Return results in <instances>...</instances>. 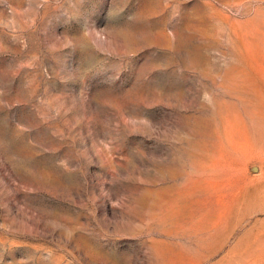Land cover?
<instances>
[{"label": "rangeland", "instance_id": "obj_1", "mask_svg": "<svg viewBox=\"0 0 264 264\" xmlns=\"http://www.w3.org/2000/svg\"><path fill=\"white\" fill-rule=\"evenodd\" d=\"M0 264H264V0H0Z\"/></svg>", "mask_w": 264, "mask_h": 264}, {"label": "bare ground", "instance_id": "obj_2", "mask_svg": "<svg viewBox=\"0 0 264 264\" xmlns=\"http://www.w3.org/2000/svg\"><path fill=\"white\" fill-rule=\"evenodd\" d=\"M210 249V248H209Z\"/></svg>", "mask_w": 264, "mask_h": 264}]
</instances>
